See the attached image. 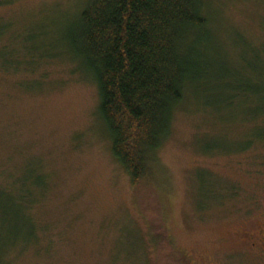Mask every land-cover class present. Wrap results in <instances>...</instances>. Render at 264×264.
<instances>
[{
  "label": "rangeland",
  "instance_id": "1",
  "mask_svg": "<svg viewBox=\"0 0 264 264\" xmlns=\"http://www.w3.org/2000/svg\"><path fill=\"white\" fill-rule=\"evenodd\" d=\"M85 2L0 7V46L60 56L0 71V182H23L26 169L44 182L32 193L35 231L11 201L0 206V264H183L187 255L249 264L238 238L264 197V141L254 139L264 126V0H204L202 81L138 186L111 154L94 83L63 60L66 28ZM15 225L27 239L15 240Z\"/></svg>",
  "mask_w": 264,
  "mask_h": 264
},
{
  "label": "trees",
  "instance_id": "2",
  "mask_svg": "<svg viewBox=\"0 0 264 264\" xmlns=\"http://www.w3.org/2000/svg\"><path fill=\"white\" fill-rule=\"evenodd\" d=\"M14 1L0 0V7ZM85 1L66 28L63 48L68 54L64 53L63 60L78 65L94 83L98 119L109 139L111 154L131 184L138 186L151 174L156 152L170 134L175 110L190 96L193 82L202 81V64L208 62L198 44L204 42L199 33L208 25L204 0ZM194 39L198 49L192 47ZM31 54L25 57L26 51L21 53L8 43L1 45L0 71H18L26 62L60 57L40 49ZM261 100L259 117L264 116ZM256 128L260 134L254 139L264 141V126ZM249 144L244 143L235 152L246 150ZM24 174L23 182H0V206L8 205L4 200L12 202L20 220L35 231L32 193L43 189L44 182L30 169ZM13 185L17 187L15 200L6 199ZM22 211L32 215L26 219ZM19 231L18 225L11 229L15 240L27 239Z\"/></svg>",
  "mask_w": 264,
  "mask_h": 264
},
{
  "label": "flooded vegetation",
  "instance_id": "3",
  "mask_svg": "<svg viewBox=\"0 0 264 264\" xmlns=\"http://www.w3.org/2000/svg\"><path fill=\"white\" fill-rule=\"evenodd\" d=\"M250 225L251 228L247 234L239 236L238 247H246L248 253H251L252 258L248 261L249 264H264V197L256 203ZM195 262L189 255L183 256V264H196Z\"/></svg>",
  "mask_w": 264,
  "mask_h": 264
}]
</instances>
